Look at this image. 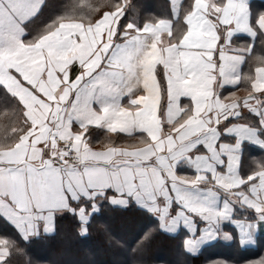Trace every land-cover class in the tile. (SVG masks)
Returning a JSON list of instances; mask_svg holds the SVG:
<instances>
[{
  "label": "snow or ice",
  "instance_id": "1",
  "mask_svg": "<svg viewBox=\"0 0 264 264\" xmlns=\"http://www.w3.org/2000/svg\"><path fill=\"white\" fill-rule=\"evenodd\" d=\"M147 9L0 0V264H264V4Z\"/></svg>",
  "mask_w": 264,
  "mask_h": 264
},
{
  "label": "trees",
  "instance_id": "2",
  "mask_svg": "<svg viewBox=\"0 0 264 264\" xmlns=\"http://www.w3.org/2000/svg\"><path fill=\"white\" fill-rule=\"evenodd\" d=\"M140 2L144 3L148 6V4L152 3L148 7V11L155 12L157 14H163L165 8H162L160 5L155 4V2H160L158 0H140ZM264 4V2H263ZM240 95H243L241 92ZM97 137H102V133L98 132L95 134ZM134 225L128 224L124 226L125 231H131ZM159 248L162 253L168 254V248L165 242H159ZM85 245L77 240H69L67 244L64 245H56L49 250L47 253L48 260L51 264H72V262L80 261L86 259L88 257L85 256L84 253ZM112 255H106L103 253H99L95 256V259L100 261H108L114 259ZM173 258H175L173 256Z\"/></svg>",
  "mask_w": 264,
  "mask_h": 264
},
{
  "label": "crops",
  "instance_id": "3",
  "mask_svg": "<svg viewBox=\"0 0 264 264\" xmlns=\"http://www.w3.org/2000/svg\"><path fill=\"white\" fill-rule=\"evenodd\" d=\"M160 2H155V4L160 5L162 8H165L166 4H167V0H158ZM264 0H253V5L254 7H257L261 4H263ZM152 3L148 4V7L151 5ZM101 133L98 131V134Z\"/></svg>",
  "mask_w": 264,
  "mask_h": 264
}]
</instances>
